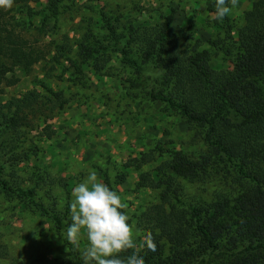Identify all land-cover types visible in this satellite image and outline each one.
Returning a JSON list of instances; mask_svg holds the SVG:
<instances>
[{
	"label": "trees",
	"instance_id": "16d2710c",
	"mask_svg": "<svg viewBox=\"0 0 264 264\" xmlns=\"http://www.w3.org/2000/svg\"><path fill=\"white\" fill-rule=\"evenodd\" d=\"M42 1L0 6V95L19 82L15 74H32L52 54L29 30L44 11L45 21L58 22L64 0H47L41 8ZM209 11L214 14L215 2ZM101 13L104 31L89 28L73 42L66 37L54 45L51 61L67 60L77 74L92 67L99 76L114 53L125 65L152 64L163 75L148 91L150 100L180 115L190 131L184 147L160 143L128 164L141 171L138 188L156 192V200L130 221L138 234L136 251L145 264H264V0H253L238 19L212 18L218 32L206 47L189 28L173 31V10L156 22L144 15ZM213 49L227 66L213 63ZM34 83L36 88L0 101V199L38 215L61 241L60 254L43 264H83L87 245L66 236L72 191L59 192V186L72 184L58 186L48 169L31 165L43 148L32 131L64 111L68 98L43 80ZM26 167L29 176H21ZM103 178L116 191L106 174ZM149 232L155 251L146 246Z\"/></svg>",
	"mask_w": 264,
	"mask_h": 264
},
{
	"label": "rangeland",
	"instance_id": "374dc122",
	"mask_svg": "<svg viewBox=\"0 0 264 264\" xmlns=\"http://www.w3.org/2000/svg\"><path fill=\"white\" fill-rule=\"evenodd\" d=\"M253 0H238L236 7L228 14L238 19ZM215 0H64L58 22L49 18L45 11L30 26L31 37L39 40L38 45L52 51L54 45L66 40L79 39L81 34L92 28L102 29L101 11L111 14L123 13L126 18L144 15L152 22L160 19L162 12L173 10V31L181 34L186 28L208 46V39L217 34L213 27L214 14L209 11ZM43 6L47 0L42 1ZM34 5V3H32ZM47 23L46 27L43 26ZM44 28V32H39ZM213 63L218 67L227 66L224 55L214 49ZM48 59L34 68L32 74L19 71L20 78L13 86L6 87L0 95L5 101L28 89L36 88L35 79L43 80L55 90L63 91L68 98L64 111L42 123L30 136L40 144L42 152L31 165L37 164L48 169L64 185L59 192L73 190L88 174L95 170L98 179L105 183L103 175L113 184L121 196L128 215L136 222L135 214L145 205L156 200V192L138 188L140 172L131 161L142 158L144 153L157 148L186 145L190 136L188 123L177 113L166 109L165 104L150 100L148 91L158 85L163 70L152 64L141 68L125 65L114 53L108 62L106 74L99 76L92 67L84 74H77L67 60L54 64ZM47 131V132H44ZM51 134L50 137L45 134ZM191 148L197 146L193 144ZM159 153L158 151L156 152ZM159 163L150 162L141 167L147 171ZM27 168V170H26ZM20 171L29 176V167ZM24 169V168H23ZM37 171V170H36ZM50 181V179H49ZM49 187V185H45ZM64 198V197H63ZM134 235H138L136 232ZM81 241L87 245L86 232L82 231ZM61 241L38 215L22 210L16 203L0 199V264H11L14 260H26L34 264L52 263L60 254Z\"/></svg>",
	"mask_w": 264,
	"mask_h": 264
},
{
	"label": "clouds",
	"instance_id": "9594fccd",
	"mask_svg": "<svg viewBox=\"0 0 264 264\" xmlns=\"http://www.w3.org/2000/svg\"><path fill=\"white\" fill-rule=\"evenodd\" d=\"M13 0H0V6L11 7ZM238 4V0H215L214 19H223ZM69 205L71 223L66 236L69 242L78 245L82 230L86 232L87 247L81 256L83 264H145L143 255L136 251L134 224L128 215L127 204L121 196L98 179L95 170L72 190ZM148 249L156 250L152 234L146 233ZM128 250L124 257L120 254Z\"/></svg>",
	"mask_w": 264,
	"mask_h": 264
}]
</instances>
